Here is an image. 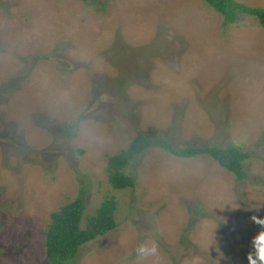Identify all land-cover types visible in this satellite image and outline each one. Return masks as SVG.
<instances>
[{
    "label": "rangeland",
    "instance_id": "374dc122",
    "mask_svg": "<svg viewBox=\"0 0 264 264\" xmlns=\"http://www.w3.org/2000/svg\"><path fill=\"white\" fill-rule=\"evenodd\" d=\"M263 130L252 16L225 24L204 0H0V264H52L43 230L81 186L83 224L113 198L117 227L62 264H260ZM138 132L238 145L247 177L149 146L126 166L133 184L114 188L108 156ZM152 240L159 256L138 259Z\"/></svg>",
    "mask_w": 264,
    "mask_h": 264
},
{
    "label": "trees",
    "instance_id": "16d2710c",
    "mask_svg": "<svg viewBox=\"0 0 264 264\" xmlns=\"http://www.w3.org/2000/svg\"><path fill=\"white\" fill-rule=\"evenodd\" d=\"M204 1L221 15L225 24L236 22L241 15H249L254 17L264 30V7H253L236 0ZM263 140L264 130L261 141ZM149 146L159 147L179 158L209 155L219 166L232 173L238 180L247 177L244 161L250 153L241 150L238 145L229 143L224 147L213 144L175 148L166 136L152 138L138 132L126 149L108 156V178L114 188H124L133 184L132 176L125 172L126 166L135 161L140 153ZM79 151L82 152V150ZM85 192L83 186L79 187L73 197L50 212V221L43 230V245L46 257L52 264H62V262L74 258L80 245L98 236L106 235L117 227L115 215L117 201L113 198L103 200L83 224L86 209Z\"/></svg>",
    "mask_w": 264,
    "mask_h": 264
},
{
    "label": "clouds",
    "instance_id": "9594fccd",
    "mask_svg": "<svg viewBox=\"0 0 264 264\" xmlns=\"http://www.w3.org/2000/svg\"><path fill=\"white\" fill-rule=\"evenodd\" d=\"M251 220L257 225H264V217L256 215L251 216ZM253 247L255 249V256L259 259L260 264H264V230H260L253 238ZM136 256L140 260L148 259L149 257L159 256V246L155 240L150 243H142L136 248ZM249 264H257L256 259L250 253L247 256Z\"/></svg>",
    "mask_w": 264,
    "mask_h": 264
}]
</instances>
